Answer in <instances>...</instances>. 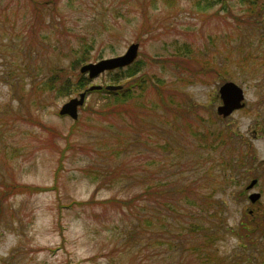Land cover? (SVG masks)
<instances>
[{
  "label": "rangeland",
  "instance_id": "rangeland-1",
  "mask_svg": "<svg viewBox=\"0 0 264 264\" xmlns=\"http://www.w3.org/2000/svg\"><path fill=\"white\" fill-rule=\"evenodd\" d=\"M38 1L40 17L31 0H0V264H195L197 238L176 245L194 194L203 213L217 209L211 250L244 264L242 215L264 214V0ZM134 42L131 64L89 83L115 85L141 60L119 86L145 76L146 89L117 106L92 93L76 119L59 115L83 64ZM226 81L244 106L222 117ZM164 181L166 193L144 195ZM175 181L192 203L168 192Z\"/></svg>",
  "mask_w": 264,
  "mask_h": 264
},
{
  "label": "trees",
  "instance_id": "trees-1",
  "mask_svg": "<svg viewBox=\"0 0 264 264\" xmlns=\"http://www.w3.org/2000/svg\"><path fill=\"white\" fill-rule=\"evenodd\" d=\"M31 1L33 4L34 12L36 14L35 17L42 16V9L47 6L46 3H40L38 0H31ZM239 1L246 2V4H248L250 6H255V7L260 6V5H257V0H239ZM37 4L39 5V7L37 6ZM248 12H249V10H248ZM250 14H252V13H250ZM82 42L85 43L86 39H82ZM184 52H185L184 54H187V51L184 50ZM141 67H142L141 60H137L133 65H130V66L124 68V70H126V72H122L123 68L117 72H114L113 76L110 77V80L116 84H119L120 82H122L124 80L123 79L124 76L127 75L129 77H132L134 74H136L137 72L140 71ZM56 71H58V70H56ZM73 82L74 83L72 84L71 78L68 79L67 82H65L63 84L64 86L62 87V89L63 88H69V91H70L69 86H71V84H72L74 87L73 90H79L80 91V90H83L87 86L90 85L88 77L84 76V74H80V78H77V80L75 79ZM147 83H148V81H146V77L140 76V77H137V78L129 81L127 84H125L126 86L122 87L121 90L113 91L110 93L102 92V91H95L93 93L99 94L101 96V98H102V96L108 98L107 100H110L111 104L117 106V105L127 103L128 100L130 101V99L134 97L135 91H137L138 93H141V91H143L144 89L147 88ZM53 85L54 84H52L51 82H48L47 86L52 87ZM155 88H157V87L155 86ZM69 91H68V93H69ZM167 100H169V97H167ZM161 103L163 105L165 104L162 99H161ZM201 143L205 144V141L201 140ZM239 158H240V155H239V157H237V160H239L237 162L238 164L241 161ZM233 162H235V160ZM262 173H263V171H262ZM253 175H251V176H253ZM259 176H262V175L261 174H255V177H259ZM263 176H264V174H263ZM164 182H165L164 184L155 185L149 189H145L144 195L145 194L146 195H151V194L160 195V194L166 193L167 190L165 187H167L169 185L167 184L168 181H164ZM176 184L177 183L175 181L173 183L172 188H167L168 192H172L171 194H178L179 193L182 195V196L180 195V199L182 202L192 203V202L187 200L188 194L193 196V194L188 192L187 186L184 184V187H179V186L174 187ZM29 188L31 191L45 190V188H36V187H29ZM184 193H185V195H183ZM194 197H195L194 198L195 201H194V204H192V205L196 206V210H195L194 214H195V216H197V218L195 219V218L191 217V220L187 221L188 222L186 224L188 226L186 228L187 232H182V234L179 236V242L176 245H179L182 248L186 247V245L188 244L189 241L188 240L185 241L183 239V236H184V234L185 235L189 234L190 239H191V237L197 238L196 240H194L193 242L191 241V243H190V248L192 250H195V253L197 255H199L198 259H196L195 264H229V262H225V259L219 257L218 255H216L215 252H213L211 250V245H212L211 243H212L213 237L212 236L208 237V231L212 227H216V222L218 221L217 220L218 219L217 209L215 207L211 208L212 206H210L211 210L208 213H210L211 215L209 216L208 214L203 213L201 211V209H203V206H206V205L208 206L207 199L206 198L202 199L200 197V195H198V197H197V195H195V194H194ZM171 204L173 205V203H171ZM220 204H221L220 202L214 203L215 206H220ZM206 208L208 209V207H206ZM206 208H205V210H207ZM219 208H218V210H219ZM247 216H248V214H246V213L242 215L243 219L239 223L237 235L240 238L244 239V242H242L240 245V248H242V250H243L242 254H245L244 252H247V256L244 259V264H252L253 261L256 262V259H252V260H251V258L248 259V256L250 257V255H248V253H253L256 251L258 253V255L261 254V255H263V258H264V244H262V242H264V214L261 215L260 217H254L253 219H248ZM200 219H204L206 221V223H205V221H201ZM245 239L248 240V242H246ZM255 239H257V240H255ZM188 247H189V245H188ZM198 251H200V252H198ZM263 260L259 264H264ZM232 262L235 263L234 260H232ZM232 262L230 264H232Z\"/></svg>",
  "mask_w": 264,
  "mask_h": 264
},
{
  "label": "water",
  "instance_id": "water-1",
  "mask_svg": "<svg viewBox=\"0 0 264 264\" xmlns=\"http://www.w3.org/2000/svg\"><path fill=\"white\" fill-rule=\"evenodd\" d=\"M139 44L137 42L131 43L124 54L103 58L96 62H89L83 64L80 67L82 73L87 72L90 78L97 76L105 70H111L118 67H124L131 64L138 55ZM100 85H93L89 90L100 88ZM107 89H119V85H107ZM219 97L222 104L217 107V113L223 117L228 116L235 109L243 107V89L241 86L237 85L233 81H226L218 89ZM86 91L79 93L78 97L70 98L65 102L60 110V114H67L71 118L76 119L78 116V107L84 103ZM256 183V179H252L249 188H252ZM260 197V193L252 192L249 194V199L255 202L257 198Z\"/></svg>",
  "mask_w": 264,
  "mask_h": 264
}]
</instances>
